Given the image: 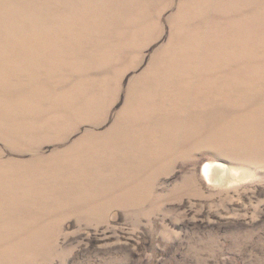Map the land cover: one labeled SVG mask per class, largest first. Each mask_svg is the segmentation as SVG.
<instances>
[{
	"label": "rangeland",
	"instance_id": "rangeland-1",
	"mask_svg": "<svg viewBox=\"0 0 264 264\" xmlns=\"http://www.w3.org/2000/svg\"><path fill=\"white\" fill-rule=\"evenodd\" d=\"M261 12L0 0V264H264Z\"/></svg>",
	"mask_w": 264,
	"mask_h": 264
},
{
	"label": "bare ground",
	"instance_id": "bare-ground-1",
	"mask_svg": "<svg viewBox=\"0 0 264 264\" xmlns=\"http://www.w3.org/2000/svg\"><path fill=\"white\" fill-rule=\"evenodd\" d=\"M260 17L261 20L264 22V12H261ZM226 171L227 168L222 164L208 162L204 164L202 169V174L210 183L219 184V183H226L225 181L226 179L224 178V174L227 173Z\"/></svg>",
	"mask_w": 264,
	"mask_h": 264
}]
</instances>
